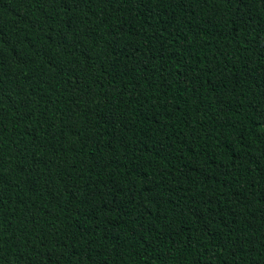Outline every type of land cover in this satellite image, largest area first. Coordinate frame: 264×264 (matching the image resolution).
Masks as SVG:
<instances>
[{
    "label": "trees",
    "instance_id": "obj_1",
    "mask_svg": "<svg viewBox=\"0 0 264 264\" xmlns=\"http://www.w3.org/2000/svg\"><path fill=\"white\" fill-rule=\"evenodd\" d=\"M0 264H264V0H0Z\"/></svg>",
    "mask_w": 264,
    "mask_h": 264
}]
</instances>
